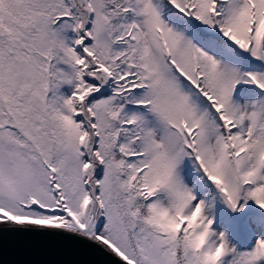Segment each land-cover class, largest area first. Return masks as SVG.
I'll return each mask as SVG.
<instances>
[{
	"label": "snow or ice",
	"instance_id": "1",
	"mask_svg": "<svg viewBox=\"0 0 264 264\" xmlns=\"http://www.w3.org/2000/svg\"><path fill=\"white\" fill-rule=\"evenodd\" d=\"M0 264H264V0H0Z\"/></svg>",
	"mask_w": 264,
	"mask_h": 264
}]
</instances>
